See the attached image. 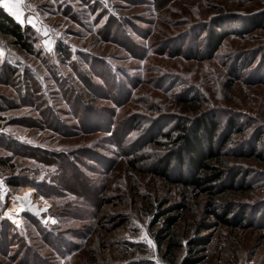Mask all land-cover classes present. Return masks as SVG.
Masks as SVG:
<instances>
[{
  "label": "rangeland",
  "instance_id": "obj_1",
  "mask_svg": "<svg viewBox=\"0 0 264 264\" xmlns=\"http://www.w3.org/2000/svg\"><path fill=\"white\" fill-rule=\"evenodd\" d=\"M19 9L40 59L0 38V74L5 66L21 78H0L9 164L0 232L14 239L8 250L0 239V264H264V29L246 24L264 0H20ZM204 30L230 33L211 59L193 57ZM193 97L199 111L188 113L180 102ZM200 115L216 116L219 143L231 124L242 132L217 164L239 175L217 198L230 226L211 215L207 192L176 183L175 149L160 137ZM254 146L263 161L249 158ZM14 179L26 185L13 189ZM157 233L180 244L173 257ZM195 238L209 243L194 248Z\"/></svg>",
  "mask_w": 264,
  "mask_h": 264
},
{
  "label": "trees",
  "instance_id": "obj_2",
  "mask_svg": "<svg viewBox=\"0 0 264 264\" xmlns=\"http://www.w3.org/2000/svg\"><path fill=\"white\" fill-rule=\"evenodd\" d=\"M246 24L254 27V31L264 29V14L262 17L251 19ZM203 32L207 34L203 52H196L193 57L197 59H211L218 52L230 33L226 30H220L219 32H217V30H204ZM38 37L39 35L31 27L22 26L17 23L3 8H0L1 39L8 41L17 51L40 59V53L35 50ZM260 51V57L264 62V44ZM205 55L207 58H205ZM2 68H4V70L3 72L1 71L0 78L7 79L17 75V71L10 67L2 66ZM15 78V81L17 80V82L20 83L21 78L19 76ZM26 95L30 96V93L28 92ZM33 95H35V92ZM73 97V95H68L67 100L70 101ZM180 105L185 108L188 113H196L199 111V106L195 97L182 100ZM45 120L48 123V118ZM233 125L234 124L230 125V132L225 137L223 136L224 138L221 143H219L220 123L214 115H200L193 119L181 120L167 131H160V137L165 140L166 144L170 145V148L175 149V153L172 157L177 160L179 169L176 183L207 192L211 198V215L219 220L223 226L231 225L228 217L232 212L229 208L220 212L217 205V198L236 189L235 185L239 175L230 174L226 177L228 174L226 172L228 171H224L217 166V164L221 163L222 151L230 142L232 135L234 133L238 135L242 133ZM157 141L158 140L152 141L153 147H166V145ZM260 141L261 138L259 137L256 142L259 143ZM257 153V147L254 146L250 151L249 158H257V160L263 161L262 157ZM61 157L63 158V165L71 166V162L67 160L65 156ZM8 165L6 161H0V168H6ZM162 166V176L168 178V174L172 168V161L168 160L167 162H162ZM7 184L13 189H18L26 185L15 179L7 182ZM241 189H244L243 184L240 186V190ZM176 222L177 220L175 218H167V229L174 226ZM2 223L6 224V221L2 220ZM0 239L6 250L14 246V239H10L8 229L4 231L1 230ZM167 239V234L160 236V233H157L156 235L158 249L162 252L164 258L173 257L174 251L180 245L172 242V240L167 241ZM208 243V238H195L189 242L194 248L207 245ZM164 244L165 246H163ZM179 264H198V259L193 256L186 257L183 258Z\"/></svg>",
  "mask_w": 264,
  "mask_h": 264
},
{
  "label": "snow or ice",
  "instance_id": "obj_3",
  "mask_svg": "<svg viewBox=\"0 0 264 264\" xmlns=\"http://www.w3.org/2000/svg\"><path fill=\"white\" fill-rule=\"evenodd\" d=\"M20 0H16V3H9L8 0H0V5H2L11 15H13L17 20L21 19V13L19 9ZM31 23V21H29ZM2 54V53H0ZM149 244H152L151 240H148Z\"/></svg>",
  "mask_w": 264,
  "mask_h": 264
},
{
  "label": "crops",
  "instance_id": "obj_4",
  "mask_svg": "<svg viewBox=\"0 0 264 264\" xmlns=\"http://www.w3.org/2000/svg\"><path fill=\"white\" fill-rule=\"evenodd\" d=\"M0 8H3L11 17H13V19L17 22V23H22L20 20H17L13 15H11L10 13H9V11H7L2 5H0Z\"/></svg>",
  "mask_w": 264,
  "mask_h": 264
}]
</instances>
